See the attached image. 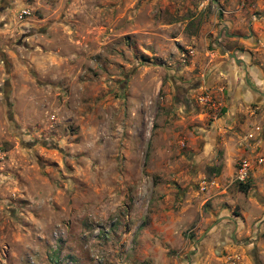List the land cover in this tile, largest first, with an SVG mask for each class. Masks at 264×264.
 I'll return each mask as SVG.
<instances>
[{
    "label": "rangeland",
    "instance_id": "obj_1",
    "mask_svg": "<svg viewBox=\"0 0 264 264\" xmlns=\"http://www.w3.org/2000/svg\"><path fill=\"white\" fill-rule=\"evenodd\" d=\"M253 1L246 39L211 35L205 55L249 65L264 99ZM182 3L0 0V264H264V103L229 120L227 76L180 74L192 52L168 36L210 24Z\"/></svg>",
    "mask_w": 264,
    "mask_h": 264
},
{
    "label": "crops",
    "instance_id": "obj_2",
    "mask_svg": "<svg viewBox=\"0 0 264 264\" xmlns=\"http://www.w3.org/2000/svg\"><path fill=\"white\" fill-rule=\"evenodd\" d=\"M253 3V0H216L217 10H214V12L211 13L208 18H205L206 11H201L199 9V0H195L194 2L192 0H183L182 4L185 7H194L198 12L197 14L201 16V18H199L203 21H206L208 19L210 24L208 23L209 25L206 28L201 25L197 27V30L192 29V31H196L190 33L189 26H197L192 23L196 22V17H184V19L182 18V22L184 24L181 27V31H173V33H176L177 36H168V39L172 40L171 42L173 44H180V46H183V52H192V55L190 56L191 58H188L187 62L185 60L183 66L181 65V68H179V70H181L180 74H183L186 79L190 78L189 72L192 68H195V66L199 67L201 70V72L199 71V77L205 78L204 83L202 84V86L204 87H208L209 85L212 86L214 82H216L217 79L220 78L216 74L217 71L218 73L227 76L225 84L227 85V89H229V103L227 104L228 107L226 109V118H228L229 120L232 119L237 106H239L238 103L243 105L247 102H257V104L261 105L262 103H264V99H260L256 96L257 94L255 92V89L251 85V82H256L257 75L253 74L249 65L241 62L236 63L235 61L234 64H232V62L229 63L228 61L222 60H219L214 65L212 54L209 55L208 59L206 58L205 54L207 53V40L208 38H212L211 35L217 36L219 39H221L224 33L226 35H229L228 31H233L234 29L236 30V33H233L230 39H238L236 36L242 35L243 40H245V35H243L242 33H238V31L244 30L242 23L245 21V30L248 33L250 32L252 26L250 19H247L246 17V11ZM218 10L219 12H222L223 19L221 18L220 13L218 14ZM200 12H204V14H201ZM172 25V23L160 24L162 30L168 27L170 28ZM222 28L224 29V32L219 33V30ZM181 53L179 54L180 58ZM191 77L193 78L192 75ZM251 77L252 80L249 79ZM253 89L254 91H252ZM211 146H213V144L206 143L203 141V139H201V143L196 147H191V149H194V154L197 155L196 157L198 159L203 158L204 154L209 151V153H211L209 159L211 160L213 159ZM213 163H215V160H213V162L210 161V164Z\"/></svg>",
    "mask_w": 264,
    "mask_h": 264
},
{
    "label": "built area",
    "instance_id": "obj_3",
    "mask_svg": "<svg viewBox=\"0 0 264 264\" xmlns=\"http://www.w3.org/2000/svg\"><path fill=\"white\" fill-rule=\"evenodd\" d=\"M200 10H217L216 0H199L198 5ZM197 101L199 104L204 105L206 103H209L213 109H218L220 106V102L217 101L212 102L211 99L208 96H199L197 98ZM260 162V161H259ZM251 162L248 159L241 160L237 167L235 168L234 174H233V181L236 183H244L248 179L251 171Z\"/></svg>",
    "mask_w": 264,
    "mask_h": 264
},
{
    "label": "water",
    "instance_id": "obj_4",
    "mask_svg": "<svg viewBox=\"0 0 264 264\" xmlns=\"http://www.w3.org/2000/svg\"><path fill=\"white\" fill-rule=\"evenodd\" d=\"M230 57H231L236 63H239V60H237V59L235 58V55H234V54H231Z\"/></svg>",
    "mask_w": 264,
    "mask_h": 264
},
{
    "label": "trees",
    "instance_id": "obj_5",
    "mask_svg": "<svg viewBox=\"0 0 264 264\" xmlns=\"http://www.w3.org/2000/svg\"><path fill=\"white\" fill-rule=\"evenodd\" d=\"M240 190H241V191L246 190V186H245V185H240Z\"/></svg>",
    "mask_w": 264,
    "mask_h": 264
}]
</instances>
